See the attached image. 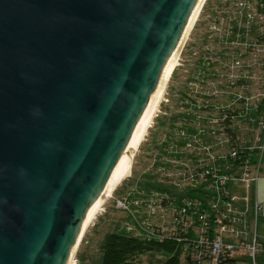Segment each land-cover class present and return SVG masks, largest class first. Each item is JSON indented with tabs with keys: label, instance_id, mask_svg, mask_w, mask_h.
I'll list each match as a JSON object with an SVG mask.
<instances>
[{
	"label": "water",
	"instance_id": "95a60500",
	"mask_svg": "<svg viewBox=\"0 0 264 264\" xmlns=\"http://www.w3.org/2000/svg\"><path fill=\"white\" fill-rule=\"evenodd\" d=\"M200 0H0V264H67Z\"/></svg>",
	"mask_w": 264,
	"mask_h": 264
},
{
	"label": "built area",
	"instance_id": "2783aa9c",
	"mask_svg": "<svg viewBox=\"0 0 264 264\" xmlns=\"http://www.w3.org/2000/svg\"><path fill=\"white\" fill-rule=\"evenodd\" d=\"M208 3L191 26L189 51L188 34L176 59L174 70L185 67L176 108L161 109L169 100L164 86L143 137L156 120L169 118L150 142L143 174L151 181L119 197L112 191L98 213L112 198L126 213L125 233L171 244L178 262L232 264L247 257L257 264L263 248L256 183L264 152V2ZM131 176L132 169L121 182Z\"/></svg>",
	"mask_w": 264,
	"mask_h": 264
},
{
	"label": "rangeland",
	"instance_id": "374dc122",
	"mask_svg": "<svg viewBox=\"0 0 264 264\" xmlns=\"http://www.w3.org/2000/svg\"><path fill=\"white\" fill-rule=\"evenodd\" d=\"M215 1L217 0H209L208 6L212 5ZM261 1L264 2V0ZM196 29L198 30V27ZM188 34L189 42L187 44L189 51V46L191 45L190 43L194 33L190 30ZM183 69H185V67ZM183 69L179 68L178 70H174L165 85V87H167V94H169V100L167 103L162 105L161 109L166 110L169 113L174 111L176 108L175 95L178 93V83H180L183 76H185ZM186 69H189V66H187ZM168 119V117L165 119L160 118L155 121L154 126L156 125V127L152 128L153 131L150 129V133L152 134L147 138L145 137V139H147L146 141L142 140L137 152H135L133 165L131 166L132 176L128 179L125 178L121 184L117 185V188L113 190L114 195L119 197L131 188H134L137 185H145L148 181H151L149 177H145L143 174L147 165V153L150 152L151 148L150 142L154 140L155 137L158 138L161 134V130L167 126ZM256 192L259 199H261L262 193L264 192V152L259 170V179L256 183ZM113 206V199L109 198L103 205L102 211L96 215L92 225L90 224L88 227L84 237L73 254L75 264H101V244L105 235L114 230H121V222L126 218V213L124 211L115 209ZM167 257H169V253L167 252H146L140 255L135 260L134 264H160V262L164 261ZM178 264H185V262L183 259H180Z\"/></svg>",
	"mask_w": 264,
	"mask_h": 264
},
{
	"label": "bare ground",
	"instance_id": "6f19581e",
	"mask_svg": "<svg viewBox=\"0 0 264 264\" xmlns=\"http://www.w3.org/2000/svg\"><path fill=\"white\" fill-rule=\"evenodd\" d=\"M203 2H204V0L199 1L198 5H197L188 25H187L184 33H183V36H182L180 43L177 47V50H176L175 55L172 59V62H171L170 66H169V68H168V70L164 76V79H163V81H162V83H161V85H160V87H159V89H158V91H157L146 115L144 116L138 130L136 131L130 145L128 146L115 175L110 180V182L108 183V185L106 186V188L104 189V191L102 192L100 197L98 198L97 202L95 203V205L91 209L90 213L88 214V216L86 217V219L82 223V228H81L80 234L78 236L77 242L74 246V249L70 255V258H69V261L67 264H75L73 254L76 251L78 245L80 244L82 238L84 237L88 227L90 226V224L92 225L93 220L95 219L97 213L101 209V205H102L103 201L105 200L106 197L111 195V193L115 189V187L121 182V180L130 171L131 166H132V157L134 155V152L136 151L138 146L141 144L143 137L146 134V132L150 126L151 120L154 116V112H155L156 108L158 107L159 102L162 98L164 86L167 83L168 78L170 77V75L174 71V68L176 65V59H177L180 47H181L183 41L185 40L187 34L189 33L191 26H192V24L196 18V15H197V13H198Z\"/></svg>",
	"mask_w": 264,
	"mask_h": 264
},
{
	"label": "trees",
	"instance_id": "16d2710c",
	"mask_svg": "<svg viewBox=\"0 0 264 264\" xmlns=\"http://www.w3.org/2000/svg\"><path fill=\"white\" fill-rule=\"evenodd\" d=\"M168 243H152L134 238L121 230L108 232L101 244V264H134L135 260L146 252H167L169 257L160 264H178L177 253Z\"/></svg>",
	"mask_w": 264,
	"mask_h": 264
},
{
	"label": "crops",
	"instance_id": "0c3cea01",
	"mask_svg": "<svg viewBox=\"0 0 264 264\" xmlns=\"http://www.w3.org/2000/svg\"><path fill=\"white\" fill-rule=\"evenodd\" d=\"M256 198L258 203L261 205V211L259 212L257 218L256 229L259 235V239L263 245V248L256 255V262L257 264H264V192L262 193L261 199H259L256 192ZM232 264H252V263L249 258L243 257L233 262Z\"/></svg>",
	"mask_w": 264,
	"mask_h": 264
}]
</instances>
